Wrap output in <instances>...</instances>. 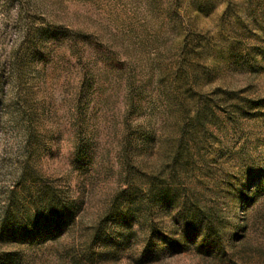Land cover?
Here are the masks:
<instances>
[{
  "label": "rangeland",
  "instance_id": "1",
  "mask_svg": "<svg viewBox=\"0 0 264 264\" xmlns=\"http://www.w3.org/2000/svg\"><path fill=\"white\" fill-rule=\"evenodd\" d=\"M0 264H264V0H0Z\"/></svg>",
  "mask_w": 264,
  "mask_h": 264
},
{
  "label": "trees",
  "instance_id": "2",
  "mask_svg": "<svg viewBox=\"0 0 264 264\" xmlns=\"http://www.w3.org/2000/svg\"><path fill=\"white\" fill-rule=\"evenodd\" d=\"M197 208V210L200 211L203 216L201 217V221L203 223V234L208 237L220 236L221 227L219 225L222 219L218 217L217 205L206 203L204 206H198Z\"/></svg>",
  "mask_w": 264,
  "mask_h": 264
}]
</instances>
